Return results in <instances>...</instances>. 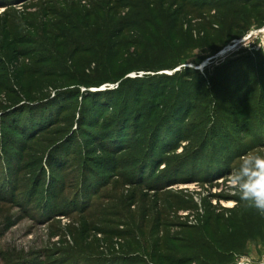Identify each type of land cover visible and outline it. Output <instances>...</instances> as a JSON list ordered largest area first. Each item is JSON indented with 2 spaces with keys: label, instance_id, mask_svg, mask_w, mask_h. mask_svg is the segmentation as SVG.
Instances as JSON below:
<instances>
[{
  "label": "rangeland",
  "instance_id": "1",
  "mask_svg": "<svg viewBox=\"0 0 264 264\" xmlns=\"http://www.w3.org/2000/svg\"><path fill=\"white\" fill-rule=\"evenodd\" d=\"M230 1L0 0V264H264L228 179L264 150V0ZM68 23L85 68L17 62L64 56Z\"/></svg>",
  "mask_w": 264,
  "mask_h": 264
},
{
  "label": "trees",
  "instance_id": "2",
  "mask_svg": "<svg viewBox=\"0 0 264 264\" xmlns=\"http://www.w3.org/2000/svg\"><path fill=\"white\" fill-rule=\"evenodd\" d=\"M181 2H182V5L179 7V9H181L182 7L185 6L189 9H191L190 10L191 13H193L195 16H197L198 18H201V19H204L203 18L204 15L207 14V13H205L206 11H210L213 8L212 5H210L207 2L200 3V2H196V0H194V1H192V0H181ZM215 2L218 3L217 4L218 9H220V8L224 9L220 14H221V17L226 20V17H228V6L232 5L231 1L230 0H227V1L215 0ZM107 5H108V3H107ZM162 10H163V12H165V14L167 16H169V11H166L164 9H162ZM160 11H161V8H160ZM234 12H236V10H234ZM206 16H208V15H206ZM231 22H232V20H231ZM231 22L229 24V28H234V23H231ZM209 25H211V23H209ZM67 27L69 28V31H64V29H61V28L57 29V37L59 39H61V42H62V40L64 41V44L62 42V44L64 45V51H66V52H64V56H63V54H61L59 56L56 55V56L48 57V59H47V57H45V56L34 55L33 54L34 50H31V49H24L23 48V50H21V51L18 49L17 50L15 49V51H17L16 54L18 56V58H16L17 62H18V60L25 59V58H29L31 61H33L35 63H46L47 62L50 65H52L53 67H51L52 70L49 72L44 71V73L46 75H48L50 73H54L55 72L54 70H56L57 68H62V70L60 72H58V74H60V75L67 74L65 71H70V68H72V67L75 70H78L80 68L81 69L85 68L86 64L92 62V60H95L92 57L88 56V54L93 52L94 50H92L91 47H88V46L85 47V45H83V41L86 39V37L82 34L83 33L82 31H79L78 36L76 35L77 37L72 36L78 30L77 25H73L72 23H68L64 28H67ZM205 29H208V23L207 22L205 23ZM69 32H70V34H68ZM113 34H111V37H113ZM69 36L72 37L73 39L69 40L68 39ZM33 41L34 40H32V38L28 37V36H26V37L25 36L24 37L23 36L15 37V42H17L18 44H21V43L22 44H24V43L33 44ZM109 43H110V45H109L107 51H109L110 46H113L112 42H109ZM116 45H117V43H116ZM77 56H82V58H83L82 64H80L78 61H74L72 63L73 66H71V67L67 66V62L69 60L76 58ZM98 63L101 65V67L108 69L107 65L104 66L101 63V61ZM174 65H177V62H173L172 66H174ZM125 72H128V70H126ZM125 72L120 73V75L122 76ZM34 73H40V72L38 70H34ZM173 75H171V76H173ZM137 77H140V76H137ZM117 78H118L117 74H113L111 77H108L107 80L112 82V81H117ZM99 84H101V83H97V85H99ZM23 88L24 87H22V89ZM24 135H26V137H28V136L30 137L31 134L29 133L27 136V134L25 132ZM117 136H118L117 139H119L122 142V139L119 137V133H117ZM31 137H34V136L31 135ZM117 144H119V143H117ZM117 144H115V145L117 146ZM115 145H114V143L110 142V144L108 146L110 149L108 148L109 151H107V152H110L113 150H114L113 152H115ZM155 161H158V159H156ZM4 182L7 184H10L9 182H12V181L10 180V178L8 176L6 179H4ZM117 235L119 236V234H117ZM122 258L120 256L117 257V263L118 264H121L119 262L122 260ZM167 261H169L168 264H175V262H173L172 259L167 260ZM31 264H38V263L34 261Z\"/></svg>",
  "mask_w": 264,
  "mask_h": 264
},
{
  "label": "clouds",
  "instance_id": "3",
  "mask_svg": "<svg viewBox=\"0 0 264 264\" xmlns=\"http://www.w3.org/2000/svg\"><path fill=\"white\" fill-rule=\"evenodd\" d=\"M228 179L239 201L264 216V150H252L241 155Z\"/></svg>",
  "mask_w": 264,
  "mask_h": 264
},
{
  "label": "bare ground",
  "instance_id": "4",
  "mask_svg": "<svg viewBox=\"0 0 264 264\" xmlns=\"http://www.w3.org/2000/svg\"><path fill=\"white\" fill-rule=\"evenodd\" d=\"M226 50L229 51L230 49L229 48H226ZM226 205L229 206V207L235 206L234 203H232V202H230V203H228Z\"/></svg>",
  "mask_w": 264,
  "mask_h": 264
}]
</instances>
